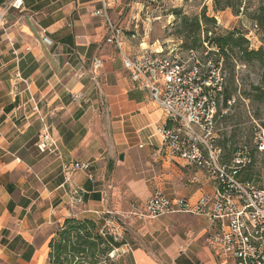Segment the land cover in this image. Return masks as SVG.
Returning a JSON list of instances; mask_svg holds the SVG:
<instances>
[{"label": "crops", "instance_id": "1", "mask_svg": "<svg viewBox=\"0 0 264 264\" xmlns=\"http://www.w3.org/2000/svg\"><path fill=\"white\" fill-rule=\"evenodd\" d=\"M129 1L23 0L22 10L6 16L7 30L0 32V264H49L48 244L65 219L104 215L111 233L121 235L113 264H232L207 246L219 227L205 218L133 214L156 191L195 201L214 186L168 155L158 133L162 112L131 85L121 57L105 43L102 2L109 20L124 29L128 54L166 53L149 31L138 33L141 8ZM96 59L102 63L93 76ZM76 94L88 102H75ZM44 128L53 146L41 153L36 142ZM73 163L89 169L69 171Z\"/></svg>", "mask_w": 264, "mask_h": 264}, {"label": "built area", "instance_id": "2", "mask_svg": "<svg viewBox=\"0 0 264 264\" xmlns=\"http://www.w3.org/2000/svg\"><path fill=\"white\" fill-rule=\"evenodd\" d=\"M102 4L98 14L105 23V43L114 47L121 57L131 85L145 91L164 116V124L158 129L163 148L171 158L198 169L214 186L212 193L201 194L195 201L179 196L168 198L156 191L133 214L142 220L168 214L203 217L212 227H219L206 241L221 262L264 264V184L241 178L255 165L257 155L264 157V128L256 125L253 147H239L230 161L224 162L216 128L217 109L225 87L221 68L211 61L201 64L194 52L183 59L162 50L128 54L123 27L109 20L106 3ZM22 8L23 0H9L0 5V32L4 34L7 30L6 16ZM41 41L51 44L46 36ZM101 63L100 59L93 61V76H97ZM73 100L88 102L81 94L73 95ZM232 103L234 100L227 101V105ZM52 146L44 128L37 137L36 147L44 153ZM69 169L86 172L89 164L73 163ZM112 235L115 240L121 238L120 234L112 232Z\"/></svg>", "mask_w": 264, "mask_h": 264}, {"label": "rangeland", "instance_id": "3", "mask_svg": "<svg viewBox=\"0 0 264 264\" xmlns=\"http://www.w3.org/2000/svg\"><path fill=\"white\" fill-rule=\"evenodd\" d=\"M258 1L264 0H246L248 11H251V6ZM129 2L136 3L137 7L141 8L140 17L143 22L139 23L138 33L143 36L149 31L147 37L157 43V48L159 45L166 47V53L170 54L172 51L173 55L182 59L188 56V50L184 45L189 44L192 38L186 40L177 33L178 17L179 15L189 18L199 16L204 7L206 17L214 18L216 21V33L237 32L244 36L250 50L261 48L264 51V35L252 21L244 15L235 16L231 10L215 12L212 0H130ZM212 27L213 25L208 24L205 30L213 31ZM193 37L203 40L205 34L199 32ZM194 51H197L195 54L203 64L204 58L207 57L204 53L205 46ZM210 57L218 61L217 56ZM218 62L223 70L221 72L225 81L224 88L232 93L230 100H234V103L226 106L223 100L219 102L216 117L218 144L225 147V152L242 146L253 147V128L256 125L264 128V65L257 62L244 63L236 53L229 60L221 59ZM254 87H258L260 91H253ZM256 95L260 100L253 98ZM223 161L229 162L227 155ZM250 176L258 185L264 184V157L256 156Z\"/></svg>", "mask_w": 264, "mask_h": 264}, {"label": "trees", "instance_id": "4", "mask_svg": "<svg viewBox=\"0 0 264 264\" xmlns=\"http://www.w3.org/2000/svg\"><path fill=\"white\" fill-rule=\"evenodd\" d=\"M188 1V0H186ZM213 10L215 12H223L231 10L235 15H244L252 21L259 31L264 35V1H258L255 5L247 7L246 0H212ZM177 15V13H176ZM179 24L177 33L184 38L191 39L184 47L188 53L205 46V55L203 64L211 61L215 67H222L218 62L221 59L229 60L236 53L240 55V60L250 64L257 62L264 65L263 49L250 50L244 36L237 32H227L225 34L216 33V21L214 18L206 17V9L203 8L199 16L189 18L185 15H179ZM208 24L213 25V31L205 30ZM204 33L202 39H194L196 33ZM217 56L218 61H214L210 56ZM209 56V57H208ZM200 60V59H199ZM202 62V61H201ZM253 91H260L258 87H254ZM232 98V93L224 88L222 102L224 106L227 101ZM260 100L258 95L253 97ZM219 145V144H218ZM220 146V145H219ZM221 147V146H220ZM223 151V159L227 155L230 159L236 149L225 152V147H221ZM250 167L241 177L242 180L255 181L250 176ZM110 219L108 215H104L98 220L90 218H68L58 226L54 232L53 238L48 244V263L49 264H113L111 262V254L122 245L121 240H115L111 228L109 227Z\"/></svg>", "mask_w": 264, "mask_h": 264}, {"label": "water", "instance_id": "5", "mask_svg": "<svg viewBox=\"0 0 264 264\" xmlns=\"http://www.w3.org/2000/svg\"><path fill=\"white\" fill-rule=\"evenodd\" d=\"M123 157H120V160H122Z\"/></svg>", "mask_w": 264, "mask_h": 264}]
</instances>
